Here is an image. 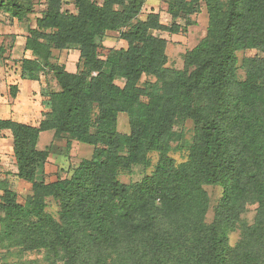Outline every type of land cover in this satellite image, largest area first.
I'll return each instance as SVG.
<instances>
[{
	"label": "trees",
	"instance_id": "trees-1",
	"mask_svg": "<svg viewBox=\"0 0 264 264\" xmlns=\"http://www.w3.org/2000/svg\"><path fill=\"white\" fill-rule=\"evenodd\" d=\"M71 1L75 12L63 10V0H45L24 39L30 56L19 61L20 79L36 82L50 72L58 87L42 119H0L16 177L31 186L21 203L0 180V264L27 252L42 253L47 264H264V57H237L252 50L264 56V0H170V25L153 11L140 20L145 0ZM200 4L205 36L185 53L181 70L168 68L167 42L155 33L185 31L190 22L175 21ZM0 10L21 22L33 3L0 0ZM108 32L126 47L101 56ZM72 48L79 53L73 73L52 62L53 50ZM142 77L155 81L140 86ZM17 90L9 87L12 98ZM120 113L129 134L117 130ZM185 121L193 124L192 142L176 164L170 154L183 149V137L174 128ZM47 131L92 147L69 178L50 183L36 179L48 159L37 147ZM154 153L151 175L119 181L133 167H149ZM207 186L221 190L209 223ZM252 205L253 224H241Z\"/></svg>",
	"mask_w": 264,
	"mask_h": 264
},
{
	"label": "rangeland",
	"instance_id": "rangeland-1",
	"mask_svg": "<svg viewBox=\"0 0 264 264\" xmlns=\"http://www.w3.org/2000/svg\"><path fill=\"white\" fill-rule=\"evenodd\" d=\"M63 10L75 12L71 0H63ZM99 2L100 0H95ZM170 0H145L144 7L139 15L140 20H144L150 12L158 13L159 20L164 25H170L173 21L168 14V3ZM33 11L21 22L11 19L3 10H0V119H12L17 122L36 125L47 110L48 95L58 90L57 84L50 72L40 74L38 81L31 82L20 79L19 61L22 58H28L30 55L24 51V39L27 36L29 28L35 26V20L40 17L45 8V0H32ZM190 22L185 31L176 35L167 33H155L167 42L166 56L168 59L167 67L181 70L183 68V58L187 51L194 48L198 42L205 36L207 28V13L203 4H200L199 12L188 19L180 17L175 22L182 27ZM126 44L118 39V34L108 32L106 36L99 41V53L104 56L109 49L125 48ZM53 63L63 65L68 72H75L78 61V50L72 48L64 51L53 50ZM264 57L258 51L238 52L237 57L241 60L244 57ZM238 78L244 79V72L241 68L237 71ZM21 81H20V80ZM145 81L154 82V78L142 77L140 86ZM20 82V83H19ZM17 87L15 98L9 94L10 86ZM95 113V111H94ZM117 130L122 134H129L128 118L126 114L120 113L117 118ZM175 131L182 133V150H175L170 157L176 164L185 161L187 149L192 142L193 124L191 121H185L174 128ZM38 149L48 151V159L37 170V181L46 183L69 178L75 168L83 159H89L92 154V147L86 144L76 142L63 135L54 138L53 132H42L39 136ZM158 155L150 154V166L133 167L129 173H121L118 177L123 184L139 182L143 177L151 175L156 164ZM0 180L6 181L10 190L17 194L18 201L23 200L31 194L29 183L19 180L16 177V167L12 155V140L8 131L0 132ZM209 198V210L206 215V221L209 223L213 217V208L216 206L221 190L215 186L204 187ZM47 211L57 218L58 206L52 201L47 202ZM256 206H248L245 213L240 216V223L251 225L254 222ZM0 212V217H1ZM240 231L237 229L229 234V244L233 246L239 239ZM4 251L0 249V256ZM8 264H47L42 253L27 252L10 255L7 259Z\"/></svg>",
	"mask_w": 264,
	"mask_h": 264
},
{
	"label": "crops",
	"instance_id": "crops-1",
	"mask_svg": "<svg viewBox=\"0 0 264 264\" xmlns=\"http://www.w3.org/2000/svg\"><path fill=\"white\" fill-rule=\"evenodd\" d=\"M20 80V79H19ZM21 81V80H20ZM20 83V82H19Z\"/></svg>",
	"mask_w": 264,
	"mask_h": 264
}]
</instances>
